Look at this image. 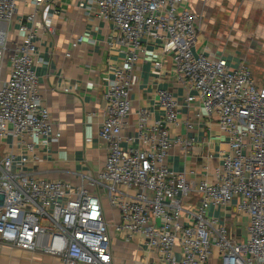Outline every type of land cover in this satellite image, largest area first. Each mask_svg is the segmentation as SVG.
Wrapping results in <instances>:
<instances>
[{"label": "built area", "instance_id": "2783aa9c", "mask_svg": "<svg viewBox=\"0 0 264 264\" xmlns=\"http://www.w3.org/2000/svg\"><path fill=\"white\" fill-rule=\"evenodd\" d=\"M21 4L34 10L17 18ZM81 6L111 23L113 43L127 49L104 95L99 132L107 145L104 168L73 186L25 172L26 157L0 158V244L51 255L62 264H113L103 200L90 190L97 187L118 211L115 232L127 241L141 235L161 264H207L215 250L222 264H264V78L256 79L243 58L235 62L196 51L202 19L190 0H87ZM47 7L49 20L60 12L58 0H0V141L10 133L43 144L60 136L53 131L34 69L39 28L52 29L38 16ZM150 34L171 43L176 74L194 92L184 101L188 107L199 102L193 117H215L229 136V149L212 178L196 181L194 170L176 172L170 166L175 144L186 153L195 141L172 139L167 124L181 125L182 103L170 90L158 91L161 119L149 124L150 111L140 109L137 134L124 133L133 108V70ZM84 39L76 38L72 46ZM193 121L185 125L192 129ZM202 169L208 173L210 166ZM211 208L223 210L224 217L210 214ZM232 210L247 218L244 237L225 221Z\"/></svg>", "mask_w": 264, "mask_h": 264}, {"label": "crops", "instance_id": "0c3cea01", "mask_svg": "<svg viewBox=\"0 0 264 264\" xmlns=\"http://www.w3.org/2000/svg\"><path fill=\"white\" fill-rule=\"evenodd\" d=\"M86 1L58 0L60 12L50 20L46 13L52 11L51 7L38 11L40 23L45 25L50 21L52 29L39 28L35 37L37 63L34 69L39 79L41 98L51 112L53 131L60 133L59 138L43 144L41 139L33 140L27 135L21 137L10 133L0 141V158L10 153L14 154L16 161L26 157L23 166L25 172L49 180H64L73 186L86 181L84 176L96 177L104 168L107 145L99 136L105 118L104 95L108 80L114 77L115 68L124 64L127 54L125 47L113 43L112 24L81 6ZM190 5L198 11L195 0H190ZM33 10L32 5L21 4L16 17L20 18ZM26 23L32 25V22ZM18 26V21H15L14 35ZM80 36L85 37L84 41L73 47L72 42ZM143 45L144 54L133 70V108L125 135L137 134L140 109L150 111L149 124L161 119L164 110L159 104L158 91L170 90L182 103L178 113L181 125L167 124L172 139L178 136L183 140L195 138L193 148L186 153L181 144H175L170 151V166L176 172L194 170L191 178L196 181L204 177L212 178L214 167L222 162L223 153L229 149L228 134L220 128L215 117H193V113L200 108L199 102H192L188 107L184 101L188 93L194 92L187 89L176 74L171 43L150 34L144 37ZM195 49L210 56H226L235 62L243 58L239 50L219 48L201 31ZM68 50L70 57L65 55ZM190 118L194 120L192 129L185 125ZM29 144H33L32 150ZM206 163L210 166L208 173L202 169ZM90 190L101 195L103 200L113 237V264H161L159 256L143 243L141 235L127 241L123 235L115 232L113 225L119 219L118 211L110 206L101 188L90 187ZM213 213L224 217L223 210L211 208L210 214ZM225 221L233 233L239 237L245 236V216L232 210ZM0 264L62 262L51 255L33 254L0 244ZM207 264H222L216 250Z\"/></svg>", "mask_w": 264, "mask_h": 264}, {"label": "rangeland", "instance_id": "374dc122", "mask_svg": "<svg viewBox=\"0 0 264 264\" xmlns=\"http://www.w3.org/2000/svg\"><path fill=\"white\" fill-rule=\"evenodd\" d=\"M195 2L202 19L201 32L210 42L239 50L256 79L264 78V0ZM5 69L6 65L2 73Z\"/></svg>", "mask_w": 264, "mask_h": 264}]
</instances>
